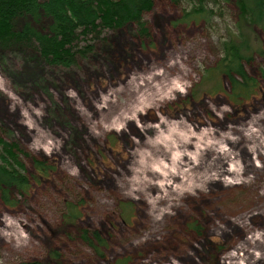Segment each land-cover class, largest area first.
Segmentation results:
<instances>
[{"label": "rangeland", "instance_id": "374dc122", "mask_svg": "<svg viewBox=\"0 0 264 264\" xmlns=\"http://www.w3.org/2000/svg\"><path fill=\"white\" fill-rule=\"evenodd\" d=\"M192 5L153 0L146 35L107 32L25 88L0 68V135L29 178L14 207L0 202V264H264V80L232 99L211 73L235 8L206 22Z\"/></svg>", "mask_w": 264, "mask_h": 264}, {"label": "trees", "instance_id": "16d2710c", "mask_svg": "<svg viewBox=\"0 0 264 264\" xmlns=\"http://www.w3.org/2000/svg\"><path fill=\"white\" fill-rule=\"evenodd\" d=\"M185 1L193 4L186 17L206 22L227 15L231 6L235 8V22L220 42V58L211 75L228 79L234 101L254 94L258 80H264V71L252 77L247 67L254 64L257 55H262L264 0ZM152 6L153 0H0V68L16 87H28L44 80L46 65L68 68L76 64L78 57L94 55L98 42L108 44L107 32L132 24L140 36L146 35L143 15ZM30 164L39 174L50 170L45 156H32ZM28 189L21 150L15 142H7L0 135V202L14 207L18 196ZM73 217L74 211H69L64 221ZM80 238L95 248L94 239L98 236L84 230Z\"/></svg>", "mask_w": 264, "mask_h": 264}, {"label": "clouds", "instance_id": "9594fccd", "mask_svg": "<svg viewBox=\"0 0 264 264\" xmlns=\"http://www.w3.org/2000/svg\"><path fill=\"white\" fill-rule=\"evenodd\" d=\"M177 87H178V85H177ZM180 90H181V91H183V89H182V88H181ZM117 127H119V125H118ZM73 171H74V170H73Z\"/></svg>", "mask_w": 264, "mask_h": 264}, {"label": "bare ground", "instance_id": "6f19581e", "mask_svg": "<svg viewBox=\"0 0 264 264\" xmlns=\"http://www.w3.org/2000/svg\"><path fill=\"white\" fill-rule=\"evenodd\" d=\"M192 157V156H191ZM230 169V168H229ZM233 184H237V182H234Z\"/></svg>", "mask_w": 264, "mask_h": 264}]
</instances>
